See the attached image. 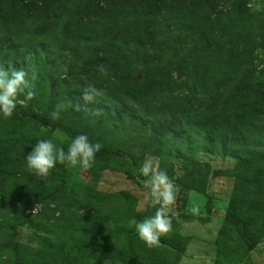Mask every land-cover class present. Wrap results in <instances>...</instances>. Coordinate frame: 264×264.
Here are the masks:
<instances>
[{
	"label": "trees",
	"instance_id": "16d2710c",
	"mask_svg": "<svg viewBox=\"0 0 264 264\" xmlns=\"http://www.w3.org/2000/svg\"><path fill=\"white\" fill-rule=\"evenodd\" d=\"M250 1L0 0V65L34 68L35 91H47L52 105L64 104L85 123L63 127L61 117L53 121L49 113L17 106L10 119L0 115V158H25L39 139L31 133L37 123L71 138L121 128L132 140L147 133L162 144L172 136L175 148L184 142L234 158L238 182H254L253 192L262 194L264 62L257 59L264 53V11ZM100 65L107 76L98 71ZM59 73L65 76L59 79ZM88 85L103 95L86 105L81 96ZM95 157H105L104 152ZM199 180L193 178V185L206 179ZM249 202L233 195L225 222L254 247L264 227L254 232L251 216L264 204ZM15 235L0 242V264H103L115 258L104 251L98 259L100 251L92 249L97 237L89 250L71 247L69 239L60 249L53 244L45 254L49 259L58 254L61 261H49L42 248L27 250ZM117 236L109 233L110 239ZM3 252L7 257L1 261Z\"/></svg>",
	"mask_w": 264,
	"mask_h": 264
},
{
	"label": "rangeland",
	"instance_id": "374dc122",
	"mask_svg": "<svg viewBox=\"0 0 264 264\" xmlns=\"http://www.w3.org/2000/svg\"><path fill=\"white\" fill-rule=\"evenodd\" d=\"M250 5L264 11V0H251ZM263 55L260 52L258 62H264ZM57 76L61 79L65 75ZM49 98L41 89L33 100L17 106L38 114L50 113L57 104L52 105ZM19 99H24L23 95ZM60 117L63 127L74 123L77 129L85 124L65 108ZM31 130L33 137L37 134L39 139H52L57 145L63 141L65 149L72 139L46 123L34 124ZM125 133L121 128L90 133V142H99L105 157H95L94 166L87 171L57 163L49 176L41 178L28 171L24 157L4 154L0 158V242L15 233L20 246L27 250L42 248L45 254L53 244L60 249L68 239L71 247L89 250V243L98 237L92 247L100 251L98 259L104 258V251H112L115 257L103 259V264H264V229L257 232L259 226L264 227V209L262 215L251 216L255 224L251 228L258 236L254 247L225 222V209L233 195L250 200L249 204L254 199L264 204V184L259 190L262 194L257 195L254 182L248 186L238 182L234 158L198 151L184 142L175 148L176 138L172 136L157 144L160 139L149 140L147 133L138 140ZM147 144L152 146H144ZM146 155L154 157L175 184L174 210L179 213L172 230L152 248L139 240L135 227L128 223L133 218L142 221L155 212L143 200L144 178L138 173ZM193 178L206 180L196 187ZM193 204L199 206V215L191 214ZM110 232L118 236L110 239ZM3 253L1 261L7 257ZM55 259L61 261L58 254L49 261Z\"/></svg>",
	"mask_w": 264,
	"mask_h": 264
},
{
	"label": "clouds",
	"instance_id": "9594fccd",
	"mask_svg": "<svg viewBox=\"0 0 264 264\" xmlns=\"http://www.w3.org/2000/svg\"><path fill=\"white\" fill-rule=\"evenodd\" d=\"M98 71L107 76L108 70L100 65ZM35 69L31 71L24 68H6L0 65V115L4 119H10L17 107V103L23 105L25 101H31L36 96L34 80ZM23 95L24 99H19ZM103 95L102 91L93 85H88L82 92V100L85 104L93 103L97 97ZM76 110L80 105H76ZM64 104H57L49 113L51 120L60 118L64 110ZM102 145L90 142L85 134H79L71 139L67 149L53 142L52 139H38L31 152L26 157L28 171L41 178H46L57 163L65 165L69 169H82L87 171L95 164V156L101 150ZM138 173L143 177L145 190L143 200L147 206L155 209L153 215L137 222L135 218L129 220V227H135L139 240L148 248L159 244L160 237L167 235L172 230L173 219L179 216L174 210L176 202V186L166 170L159 168L155 158L146 155L141 163ZM35 212V208L32 210ZM191 214L199 215V206H191Z\"/></svg>",
	"mask_w": 264,
	"mask_h": 264
}]
</instances>
